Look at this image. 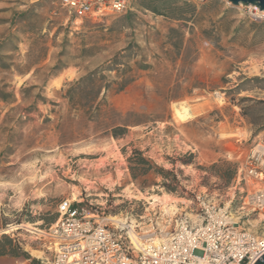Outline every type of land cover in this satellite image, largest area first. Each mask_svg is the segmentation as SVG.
I'll use <instances>...</instances> for the list:
<instances>
[{"label": "rangeland", "instance_id": "rangeland-1", "mask_svg": "<svg viewBox=\"0 0 264 264\" xmlns=\"http://www.w3.org/2000/svg\"><path fill=\"white\" fill-rule=\"evenodd\" d=\"M152 1L74 22L59 0H0V237L27 254L0 264H42L66 200L161 236L197 221L203 200L264 238L236 178L264 142V16L227 0ZM133 149L183 192L152 173L133 181Z\"/></svg>", "mask_w": 264, "mask_h": 264}, {"label": "built area", "instance_id": "built-area-1", "mask_svg": "<svg viewBox=\"0 0 264 264\" xmlns=\"http://www.w3.org/2000/svg\"><path fill=\"white\" fill-rule=\"evenodd\" d=\"M130 0H59L74 22L126 11ZM257 19L264 11L247 6ZM248 188L242 210L264 217V142H255L237 167ZM199 201V198H198ZM199 219L177 218L164 235L141 234L126 219L103 222L68 200L47 234L42 264H254L264 255V238L241 228L227 208L199 201Z\"/></svg>", "mask_w": 264, "mask_h": 264}, {"label": "trees", "instance_id": "trees-1", "mask_svg": "<svg viewBox=\"0 0 264 264\" xmlns=\"http://www.w3.org/2000/svg\"><path fill=\"white\" fill-rule=\"evenodd\" d=\"M154 2V0L152 1ZM156 4V2H155ZM147 5L146 8L153 13H158L159 8L157 4ZM119 130H113L112 135L116 137L119 135ZM125 150L122 153L125 155ZM194 156L189 154L188 159L181 161L182 165L193 164ZM127 167L130 176L133 181H137L139 178H144L148 174L152 173L157 178L160 179L159 183H154L153 185L159 189L164 190L167 193H176L178 190L182 191L179 186V181L177 180L175 174L172 171L164 170L163 168L157 167L153 162L147 159L142 152L133 149L126 157ZM218 164H213L210 168H217ZM10 256L13 258L23 257L27 259V254L22 251V249L16 244L10 237L2 235L0 237V257Z\"/></svg>", "mask_w": 264, "mask_h": 264}, {"label": "water", "instance_id": "water-1", "mask_svg": "<svg viewBox=\"0 0 264 264\" xmlns=\"http://www.w3.org/2000/svg\"><path fill=\"white\" fill-rule=\"evenodd\" d=\"M233 6H254L261 12L264 11V0H227ZM254 264H264V255H262Z\"/></svg>", "mask_w": 264, "mask_h": 264}, {"label": "bare ground", "instance_id": "bare-ground-1", "mask_svg": "<svg viewBox=\"0 0 264 264\" xmlns=\"http://www.w3.org/2000/svg\"><path fill=\"white\" fill-rule=\"evenodd\" d=\"M196 115V114H195ZM175 116L179 121L184 122V120H186L189 117L188 111L185 107L179 108L175 110ZM189 119V118H188ZM187 121V120H186ZM170 206L169 208H172L174 205H168ZM175 207V206H174ZM167 208V207H166ZM169 211V210H168ZM114 220V219H113ZM36 231V230H33Z\"/></svg>", "mask_w": 264, "mask_h": 264}]
</instances>
